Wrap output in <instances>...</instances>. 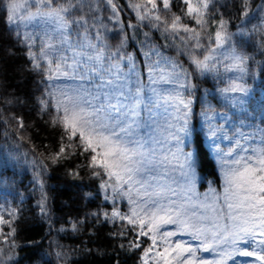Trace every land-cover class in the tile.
<instances>
[{
	"label": "snow or ice",
	"instance_id": "6c2138e0",
	"mask_svg": "<svg viewBox=\"0 0 264 264\" xmlns=\"http://www.w3.org/2000/svg\"><path fill=\"white\" fill-rule=\"evenodd\" d=\"M180 2L184 6L183 14L173 13L170 20L167 17L162 19L160 12L161 6L165 12H171L172 0H146L145 3H132L129 7L136 11L137 19L141 22L155 21L154 27L163 25L166 33L174 38L179 37L186 46L191 47L190 62L201 74L219 71L223 61L230 60V64L223 65L225 71H236L241 75L235 77L223 92L246 95L248 90L240 81L246 72L248 58L238 53L235 45L228 43L232 40V34L227 32L226 22L222 18L214 31V46L206 47V54L198 52L205 47L201 43V32L209 24V13L217 7L214 0ZM27 3L28 0H7L6 24L18 25L39 18L45 26L42 34L21 36L19 31H15L14 36L15 42L25 47L30 67L41 74L42 80L63 77L89 82L87 87L80 83L75 87L57 88L56 95L48 93L55 100L57 115L53 118V124L63 128L69 141L78 139L79 146L91 153L90 166L99 169L94 174L107 177L100 185L106 193L105 199H109L108 189H111L113 198L120 196L128 199L130 214H122L114 207L110 216L104 213V217L127 221L133 228H139L137 236L147 237L151 241L141 257L142 264H228L229 261L244 264L237 258H251L255 264H264V129H257L262 137L258 143L241 145L237 140L236 147L224 153V156L231 157L230 160L219 157L223 171L222 192L210 189L203 200L195 196L193 188L195 153H181L183 161L179 168L184 179L181 192H177V188L173 187L177 184L175 178L170 182L168 179L167 167L171 163L168 157L156 159L155 149L149 152L145 148L146 142L141 143L133 136L134 126L138 127L134 118L138 114L143 85L137 86L135 93L129 87L136 68L132 55H121L119 49L112 53V57L118 60L126 58L130 64L128 76L122 77L118 63L105 67L102 48L93 43L88 35L89 17L84 13V8L87 7L88 13H95L99 5L106 4L111 9L108 19L119 23L120 9L115 0H35V12L27 11ZM239 3L242 15L247 17L249 0H239ZM185 18L193 21L200 30L186 23ZM95 20V16H92V21ZM81 28L84 29L83 34L78 31ZM73 32L77 37L76 43L70 39ZM180 33L185 35L180 36ZM240 34L245 35L243 32ZM95 39L102 40V36L98 34ZM37 40L40 41L38 53L35 50ZM190 41L193 43L189 44ZM124 43L122 40L121 47ZM68 49H72L71 63H68L67 55L61 54ZM8 53L13 54L11 48ZM201 54L203 59L199 58ZM144 55L149 60L152 56L161 57L156 49ZM159 65L160 60L149 65V73ZM173 76L178 80L175 70ZM161 80L164 83L176 82L163 76ZM152 82L156 80L153 78ZM179 87L185 85L180 83ZM153 92L156 90L153 89ZM161 101L177 106V111L179 105L188 108L190 104L179 93L160 97L157 103ZM40 103L42 111L52 106L48 100L42 99ZM186 116L187 113H183L184 125L177 131L186 133ZM180 118L178 116L177 120ZM223 118L227 119V116ZM252 139L255 141L254 136ZM64 151L65 148L61 147L60 153ZM175 155L172 154L173 158ZM41 211H44L43 204ZM9 215L14 217L15 213L10 212ZM94 215L99 217L100 214ZM0 224L11 227V222L2 215ZM75 227L73 224V229ZM14 231L8 235L14 234ZM185 236L189 239H183ZM194 241L198 247L193 246ZM132 246L140 247V244L134 242ZM198 252H209L217 258L204 259L197 256Z\"/></svg>",
	"mask_w": 264,
	"mask_h": 264
},
{
	"label": "trees",
	"instance_id": "16d2710c",
	"mask_svg": "<svg viewBox=\"0 0 264 264\" xmlns=\"http://www.w3.org/2000/svg\"><path fill=\"white\" fill-rule=\"evenodd\" d=\"M115 2L120 9L119 23L108 19L111 9L106 4L99 5L95 13H88L87 7L83 10L89 17L88 35L102 48L105 66L118 63L120 69L125 68V59L112 57L119 49L121 55L133 56L141 83L148 78L163 83V76L176 81L168 85L193 99V110L205 105L227 110L234 122L264 129V0H249L247 17L242 15L239 0H214L217 7L209 13V24L201 32L205 47L198 52L206 54L205 48L214 46V31L220 19L226 22L227 32L232 34L228 43L248 58L240 81L248 91L246 95L240 93L241 97L223 92L241 75L225 71L223 65L230 64L228 60L223 61L219 71L201 74L190 62L191 47L166 33L163 25L156 28L155 21L137 19L136 11L129 5L146 0ZM6 4L7 0L0 3V215L11 222V227L0 224V264H140L148 246L147 238L136 240L135 230L125 221L105 219L109 205L104 202L100 187L105 176L94 174L99 169L90 166L91 153L79 146L78 139L69 141L63 128L53 124L57 113L48 95L53 86L30 67L25 47L15 42V31L21 36L25 34L21 23L6 24ZM34 4L29 7L35 12ZM172 5L171 12H165L161 6L162 19L170 20L173 13L183 14L180 0H172ZM185 22L200 30L193 21L185 18ZM78 31L84 33L83 28ZM98 34L102 40L95 39ZM70 39L77 42L75 32ZM151 49L158 50L162 59L152 56L149 60L144 53ZM70 52L72 49L65 53ZM157 60L160 65L150 74L148 66ZM174 70L178 80L173 76ZM180 83L185 87H179ZM42 99L52 106L42 111ZM191 143L196 170L202 179L199 188L221 186L219 163L203 145L201 132L192 133ZM61 147L65 148L63 153ZM94 213H99V217ZM13 229L14 234L8 235ZM134 242L140 247H133Z\"/></svg>",
	"mask_w": 264,
	"mask_h": 264
},
{
	"label": "rangeland",
	"instance_id": "374dc122",
	"mask_svg": "<svg viewBox=\"0 0 264 264\" xmlns=\"http://www.w3.org/2000/svg\"><path fill=\"white\" fill-rule=\"evenodd\" d=\"M35 3V0H28L26 5L27 11L34 12L30 9L29 4ZM22 12L24 10H21ZM20 17L17 16V20ZM22 24V32L23 34H42L45 30V26L40 23L39 18L32 22H23ZM58 43L57 41H54ZM40 41L37 40L35 44V50L39 51ZM66 47V45L64 46ZM92 51V50H90ZM65 54L69 57L68 63H71L72 53H61ZM95 55V53H93ZM133 57V56H132ZM230 63L231 61L228 60ZM134 62V59H133ZM125 63L127 66L125 68L120 69V74L122 77H127L130 72V64L125 58ZM111 65V64H110ZM107 67V66H105ZM153 79L148 78L144 83H141L137 78V70L135 68V74L131 76V80L129 81V87H131L133 93H135V89L139 85H143V91L141 93V103L137 108V116L134 118L136 121V125L134 126L133 136L135 139L139 140L141 143H145V148L149 152L152 149H155V158L161 159L164 156H167L171 161L168 164V179L169 182L172 178H175L177 184H174L173 187L177 188V192H181V184L183 182V177L181 176V169L179 168V164L183 161V156L181 153L193 152L192 143H191V135L195 130L201 132L203 136V143L208 151L217 159L220 171L222 175V184L219 187L207 186L203 189L199 188V183L202 181L199 173L196 170L197 161L194 155L193 163H194V176L192 177L193 188L195 196L200 200L204 199L206 193L209 192L210 189H215L216 192H222L223 188V171L222 164L219 157H223L224 159L230 160L231 157L224 156V153L232 151L236 147V141L239 140L241 145L250 144V143H258L262 137L261 135L251 126H246L243 123L234 122L231 118L230 114L227 110L220 109H212L211 106H203L200 109L192 108L193 99L186 96V94L175 87H171L167 83H160L156 81L152 82ZM83 83L85 87L88 86L86 81H80L79 79H65L63 77L56 78L51 80L52 94L56 95L57 88H70L75 87L76 85ZM168 86H166V85ZM166 86V88H163ZM153 89L156 92H153ZM157 93L159 95H157ZM177 93L181 95L184 101H190L189 107L184 108L182 105H179V111H177V106L172 104H165L162 101L157 103L160 100V97L163 96H176ZM232 95L233 93L230 92ZM239 97H241L240 93H237ZM55 108V100L51 97L50 99ZM129 103H134V101H130ZM183 113H187L186 119V133L184 131H177L182 125H184V117ZM227 116V119L223 117ZM181 117L177 120V117ZM235 123V124H234ZM253 136L255 137V141H253ZM175 153V158H173L172 154ZM167 163V162H166ZM163 171V168L161 169ZM107 177H105V180ZM102 190V198L104 202L108 203V215L110 216L113 208H117L122 214H130V204L126 197L115 196L112 197L111 189H108L107 195L109 199H105V191ZM135 198V196L133 197ZM173 199H177L176 197H172ZM113 200L115 202H113ZM167 201H165L166 203ZM182 202V201H181ZM112 220V219H111ZM119 220V219H115ZM127 222V221H125ZM130 225V224H129ZM132 226V225H130ZM133 227V226H132ZM171 228V226H167ZM135 230L136 236L139 228H133ZM141 237L137 236L136 240ZM147 238V237H142ZM183 239H189V237L185 236ZM148 240V246L151 244V241ZM194 247H198L197 242H193ZM146 248V249H147ZM143 256V254H142ZM141 256V257H142ZM198 257H202L204 259H216L209 252H198ZM238 260H242L244 264H255L251 258H237ZM140 264H142V260L140 259ZM228 264H232L231 261Z\"/></svg>",
	"mask_w": 264,
	"mask_h": 264
},
{
	"label": "bare ground",
	"instance_id": "6f19581e",
	"mask_svg": "<svg viewBox=\"0 0 264 264\" xmlns=\"http://www.w3.org/2000/svg\"><path fill=\"white\" fill-rule=\"evenodd\" d=\"M101 195H102V190H101Z\"/></svg>",
	"mask_w": 264,
	"mask_h": 264
}]
</instances>
